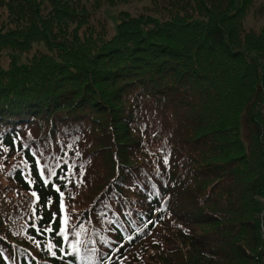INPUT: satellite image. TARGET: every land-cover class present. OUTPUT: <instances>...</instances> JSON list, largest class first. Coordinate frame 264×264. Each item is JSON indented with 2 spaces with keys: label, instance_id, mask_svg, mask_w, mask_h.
Returning <instances> with one entry per match:
<instances>
[{
  "label": "trees",
  "instance_id": "trees-1",
  "mask_svg": "<svg viewBox=\"0 0 264 264\" xmlns=\"http://www.w3.org/2000/svg\"><path fill=\"white\" fill-rule=\"evenodd\" d=\"M138 1L0 0V264H264V0H149L109 38ZM24 144L76 165L63 259Z\"/></svg>",
  "mask_w": 264,
  "mask_h": 264
},
{
  "label": "snow or ice",
  "instance_id": "snow-or-ice-1",
  "mask_svg": "<svg viewBox=\"0 0 264 264\" xmlns=\"http://www.w3.org/2000/svg\"><path fill=\"white\" fill-rule=\"evenodd\" d=\"M67 148L71 149L72 148V144H68ZM23 149H28L29 151H31L32 156L35 158V165H36V170L38 173V176L40 178V180H42L43 182V186L47 187L49 184H51L52 188L59 194L60 197V203H59V209H60V227L59 230H55L52 225L56 222L57 219V213H52V219L49 222V224L47 226H41L37 223V221L43 219V217L41 215H37V208L40 206L39 205V201L41 200L40 195L36 192V191H31V196L34 198L32 201V205H31V216L29 217L30 220H32L33 222L31 224L28 225V227L35 229V231L40 234V235H47V234H51L54 231L56 232V236H59L62 238V243L61 244H56L53 242V239H48L44 242V247L47 250V252L50 254V256H52L53 258L57 257V253H61L62 255L60 256V259H63L64 256L70 255V253L66 252L64 247H63V243L68 242V236H69V215L67 213V207L64 203V199H65V192L61 190V187L59 184L55 183L53 178H56L57 180H61V181H66L67 183H72L73 180L72 178L75 177V172L74 169L76 167L75 163H69L68 159H67V153H65V155L63 157L60 156H56V157H44L43 153L39 150H32L31 146L29 144H24L23 145ZM5 152L9 151L8 148H4L3 149ZM77 156L80 155V153L77 151L75 153ZM42 160H52V163H42ZM165 164H167V159H165ZM26 163V162H25ZM62 163L64 165H67V171L64 172L63 175H58L57 173V169L61 168ZM2 167V166H0ZM83 166L81 165V168ZM82 175V173H81ZM25 179L27 180V182L29 183L30 186L34 185L36 183L35 179L32 177L31 172L29 171V173L25 176ZM67 183L65 184V187H67ZM153 187L155 188V185H153ZM159 194V193H156ZM53 201L52 198L49 197L47 200V206L50 208L52 205ZM139 231V229H138ZM75 236H79L80 233L79 232H75L74 233ZM30 239H33L34 242L36 243L37 247L41 246V241L39 240H35L34 237H29ZM129 240L132 239L131 236L128 237ZM101 241L103 243H106L109 245V247H111V242L106 239L105 237H101ZM80 241L77 240L75 244H70L69 246L72 249L73 253H78L80 251L79 247L77 245H79ZM90 255L84 257V259L87 260H91L94 258L95 254H96V249H90ZM115 251H119V248L115 249ZM104 259H109V257H104Z\"/></svg>",
  "mask_w": 264,
  "mask_h": 264
},
{
  "label": "rangeland",
  "instance_id": "rangeland-1",
  "mask_svg": "<svg viewBox=\"0 0 264 264\" xmlns=\"http://www.w3.org/2000/svg\"><path fill=\"white\" fill-rule=\"evenodd\" d=\"M258 6L259 2L256 3ZM149 5V0H140L131 4H119L115 6L103 5L99 12L96 14V17L103 18L107 21V36L110 38L115 33V25L117 23L118 15L122 12L133 13L135 9L139 10L144 6ZM264 23V18L256 19L249 15L245 21L244 26L248 30L259 31L261 26ZM6 61L3 62L5 66Z\"/></svg>",
  "mask_w": 264,
  "mask_h": 264
}]
</instances>
